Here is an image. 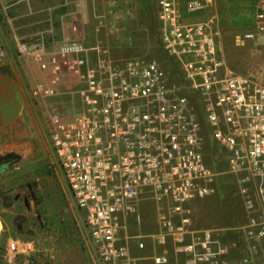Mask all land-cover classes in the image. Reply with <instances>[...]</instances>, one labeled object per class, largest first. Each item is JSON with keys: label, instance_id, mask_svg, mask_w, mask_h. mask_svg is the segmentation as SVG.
<instances>
[{"label": "built area", "instance_id": "2783aa9c", "mask_svg": "<svg viewBox=\"0 0 264 264\" xmlns=\"http://www.w3.org/2000/svg\"><path fill=\"white\" fill-rule=\"evenodd\" d=\"M211 10L156 0L158 53L111 54L102 20L23 46L49 74L36 96L76 79L78 110L52 114L50 136L97 264H264V84L228 65ZM222 189L238 220L198 226L192 205ZM38 251L12 237L3 261L31 264Z\"/></svg>", "mask_w": 264, "mask_h": 264}, {"label": "rangeland", "instance_id": "374dc122", "mask_svg": "<svg viewBox=\"0 0 264 264\" xmlns=\"http://www.w3.org/2000/svg\"><path fill=\"white\" fill-rule=\"evenodd\" d=\"M83 1L93 25L99 19L108 24L111 54H129L131 49L138 55L158 53L156 0ZM83 1L0 0V67L23 82L31 104L27 136L16 139L10 131L0 130V264H4L6 232L35 241L39 251L30 258L31 264H94L85 222L55 163L50 136L52 114L70 119L77 112L78 85L70 78L57 95L36 96L34 85L49 80V74L23 49L49 43L53 33L61 37L63 22H79ZM239 1L246 2L212 0L211 11L222 26L221 52L231 69L264 84V12L258 11L259 0L236 7ZM248 33L254 37L246 38ZM128 36L133 44L127 42ZM192 209L198 226L232 223L241 214L239 203L223 189L197 201ZM142 224L147 230L155 227L154 221Z\"/></svg>", "mask_w": 264, "mask_h": 264}, {"label": "crops", "instance_id": "0c3cea01", "mask_svg": "<svg viewBox=\"0 0 264 264\" xmlns=\"http://www.w3.org/2000/svg\"><path fill=\"white\" fill-rule=\"evenodd\" d=\"M83 1V0H81ZM258 11L264 12V0L258 1ZM248 1H239V4H236L240 7H244ZM83 5V7H82ZM85 1L82 4H79L78 9L81 12V18L77 24L83 25L85 28L90 29L93 25L90 15L85 9ZM77 9V8H76ZM101 16V15H100ZM102 17H104L102 15ZM100 17V18H102ZM107 19V18H106ZM103 19H99L100 21ZM105 20V19H104ZM97 24V21L94 22ZM94 27L96 25H93ZM31 104L28 98V94L24 87L23 82L13 74L5 70L4 67H0V130L10 131L14 135V138L20 139L23 136L28 135L27 130V112L30 110ZM1 232V228H0ZM7 238H12L15 235H12L10 232H6ZM91 258L92 255L90 254ZM93 263L97 264L96 261L92 258ZM5 264V263H4ZM140 264H153V261L149 258H144L140 261Z\"/></svg>", "mask_w": 264, "mask_h": 264}, {"label": "flooded vegetation", "instance_id": "af4514ba", "mask_svg": "<svg viewBox=\"0 0 264 264\" xmlns=\"http://www.w3.org/2000/svg\"><path fill=\"white\" fill-rule=\"evenodd\" d=\"M29 187H30V186H29ZM31 188H32V187H30V189H31ZM31 195H32V196H36V193H35V191H34L33 189L31 190ZM19 198H20V195H17L16 199H19ZM24 199L27 201V198H26V197H25Z\"/></svg>", "mask_w": 264, "mask_h": 264}]
</instances>
